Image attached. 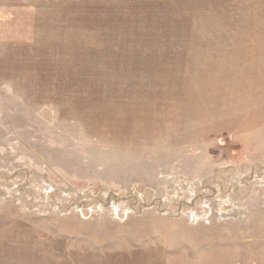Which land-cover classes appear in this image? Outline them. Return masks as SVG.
<instances>
[{"label": "rangeland", "instance_id": "obj_1", "mask_svg": "<svg viewBox=\"0 0 264 264\" xmlns=\"http://www.w3.org/2000/svg\"><path fill=\"white\" fill-rule=\"evenodd\" d=\"M0 264H264V0H0Z\"/></svg>", "mask_w": 264, "mask_h": 264}, {"label": "built area", "instance_id": "obj_2", "mask_svg": "<svg viewBox=\"0 0 264 264\" xmlns=\"http://www.w3.org/2000/svg\"><path fill=\"white\" fill-rule=\"evenodd\" d=\"M232 138H233V136H232ZM224 142H225V140H223Z\"/></svg>", "mask_w": 264, "mask_h": 264}]
</instances>
